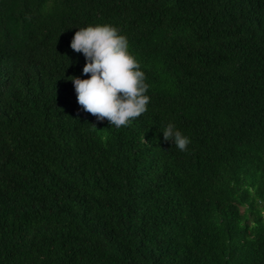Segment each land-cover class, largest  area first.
Returning a JSON list of instances; mask_svg holds the SVG:
<instances>
[{
  "label": "trees",
  "instance_id": "16d2710c",
  "mask_svg": "<svg viewBox=\"0 0 264 264\" xmlns=\"http://www.w3.org/2000/svg\"><path fill=\"white\" fill-rule=\"evenodd\" d=\"M96 23L150 84L119 128L70 79ZM0 264H264V0H0Z\"/></svg>",
  "mask_w": 264,
  "mask_h": 264
},
{
  "label": "clouds",
  "instance_id": "9594fccd",
  "mask_svg": "<svg viewBox=\"0 0 264 264\" xmlns=\"http://www.w3.org/2000/svg\"><path fill=\"white\" fill-rule=\"evenodd\" d=\"M71 47L82 52L86 63V78L72 76L78 102L98 119L107 118L116 127L132 123L148 111L151 100L148 94L146 72L129 49V39L111 23L88 24L79 27L71 40ZM164 138L186 151L191 143L174 122L163 129Z\"/></svg>",
  "mask_w": 264,
  "mask_h": 264
}]
</instances>
